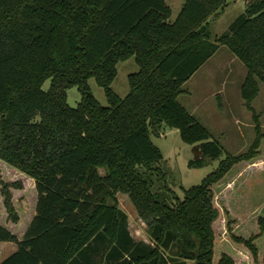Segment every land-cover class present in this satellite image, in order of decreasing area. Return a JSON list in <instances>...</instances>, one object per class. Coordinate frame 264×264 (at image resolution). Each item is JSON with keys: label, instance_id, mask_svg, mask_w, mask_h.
Instances as JSON below:
<instances>
[{"label": "trees", "instance_id": "obj_1", "mask_svg": "<svg viewBox=\"0 0 264 264\" xmlns=\"http://www.w3.org/2000/svg\"><path fill=\"white\" fill-rule=\"evenodd\" d=\"M226 5L184 0L169 23L165 0H0V160L33 179L36 190L21 239L0 224V242L17 246L0 264H233L215 250L221 211L213 186L259 154V126L246 152L226 155L181 200L166 183L174 202L155 190L150 177L155 171L165 179L153 168L163 155L150 138L161 123L191 145L188 168L221 156L219 143L177 101L183 84L221 46L246 68L240 95L253 110L258 82L264 84V0H250L213 38L210 19ZM130 57L138 71L128 75L121 98L111 84L117 64ZM90 78L107 106L92 95ZM72 86L81 94L74 108L66 102ZM0 185L16 223L8 186ZM117 193L128 196L146 223L148 243L131 236ZM246 203L227 200L225 210L243 223L256 212ZM257 215V233H230V240L247 249L253 264H264V245L261 263L256 245L264 242V218Z\"/></svg>", "mask_w": 264, "mask_h": 264}, {"label": "rangeland", "instance_id": "obj_2", "mask_svg": "<svg viewBox=\"0 0 264 264\" xmlns=\"http://www.w3.org/2000/svg\"><path fill=\"white\" fill-rule=\"evenodd\" d=\"M250 0H227V5L215 18L210 19V30L213 38L223 34L229 23L241 14ZM171 9L169 23L176 19L184 0H165ZM117 75L111 84L112 90L121 98L129 91L127 77L138 71L134 57L117 64ZM247 74L244 65L234 57L227 47L221 46L199 69L183 84V92L177 101L184 106L208 130L211 139L217 141L222 148L218 159H206L199 168H188L187 162L192 157L191 145L181 141L177 129L165 124L151 128L152 143L161 150L163 159L153 168L159 169L163 175L152 171L153 188L161 190L174 202L172 195L163 189V183L171 190L176 198H183L184 189L199 184L204 177L211 173L226 157L244 153L255 138V125L264 133V84L258 82V93L251 102L252 111L248 110L240 95V87ZM50 80L42 86L47 90ZM92 95L102 106H107L103 89L93 78L88 80ZM81 94L77 86L66 90V102L69 107H76ZM101 173L103 171L101 170ZM149 174V173H148ZM0 180L6 184L10 192L11 204L18 218L16 223L11 218L3 204L0 185V224L12 231L18 237L22 236L34 214L36 190L34 181L24 173L0 160ZM214 203L220 206V217L214 224L215 250L217 255L225 253L233 260V264H253L250 254L242 245H235L230 235L248 238L258 232L256 224L257 214L264 218V140L261 141L259 154L250 161L241 162L233 166L231 171L213 186ZM118 206L128 217L131 235L137 240L148 243L147 225L138 216L132 202L126 194L117 193ZM242 197V198H241ZM240 198L246 204L256 207L247 217V221L240 223L235 215H229L225 210L227 200L237 201ZM257 217V218H256ZM231 233V234H230ZM264 239V236H263ZM258 263L262 260V246L259 241ZM216 256V255H215ZM214 256V258H215ZM187 264H194L187 262Z\"/></svg>", "mask_w": 264, "mask_h": 264}, {"label": "crops", "instance_id": "obj_3", "mask_svg": "<svg viewBox=\"0 0 264 264\" xmlns=\"http://www.w3.org/2000/svg\"><path fill=\"white\" fill-rule=\"evenodd\" d=\"M34 213H35V207H34ZM34 216V214H33ZM32 216V217H33ZM32 219V218H31ZM29 224V223H28ZM12 232V231H11ZM25 232V231H24ZM13 233V232H12ZM24 234V233H23ZM16 235V234H15ZM17 236V235H16ZM23 236V235H22ZM22 236L18 237V239H21ZM132 236V235H131ZM133 237V236H132ZM134 238V237H133ZM136 239V238H134ZM137 240V239H136ZM17 250V246L13 242H0V263L10 256L12 253H14Z\"/></svg>", "mask_w": 264, "mask_h": 264}]
</instances>
